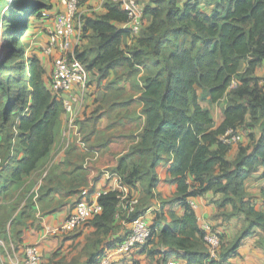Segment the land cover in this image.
Instances as JSON below:
<instances>
[{"label": "trees", "instance_id": "trees-1", "mask_svg": "<svg viewBox=\"0 0 264 264\" xmlns=\"http://www.w3.org/2000/svg\"><path fill=\"white\" fill-rule=\"evenodd\" d=\"M181 1L148 0L143 5L141 31L125 49L122 43L130 36L117 26L127 21L120 2L107 0L102 14L83 18L82 45L74 49V56L86 68L89 84L93 76L101 81L118 67L126 68L129 76L142 72L139 104L143 118L138 127L124 135L112 134L99 146L88 144L84 133L83 140L87 148L99 152L114 143L111 152H103L98 159L108 157L110 171L143 196L130 214L119 208L116 191L98 198L102 211L87 224L93 231L82 264H99L123 241L127 233L113 236L121 227L115 224L116 217L129 223L145 215L151 202L159 198L156 168L170 160L166 181L177 190L167 202L180 207L184 215L170 211L164 216L167 202L158 199L159 210L148 222L150 237L139 248L143 253L150 258L160 254L164 262L182 253L187 264H231L240 240L248 233H241L228 246L220 235L218 256L211 258L196 211L189 205L208 193L222 195L219 207L232 206L226 218L242 213L253 227L261 229L264 248V212L255 210L244 187L247 178L264 168V77L255 76L264 61V0H218L211 15L202 11L200 0H184L180 5ZM48 3L0 0L4 28L0 40V239L7 240L10 233L14 244L34 212L53 194L76 197L74 207L93 193V177L102 170L95 162L84 168L85 156L67 157L61 166L50 165L63 104L48 88L50 71L39 58L25 54L23 39L30 17L41 18ZM233 80L237 86L230 88ZM203 101H224L225 118L219 127H214ZM248 115L250 121L246 122ZM98 118L93 113L84 121L89 135L95 133ZM78 124L81 129L82 123ZM255 126L258 138L252 132ZM230 130L241 136L235 147L222 141ZM233 149L236 155L229 160ZM190 178L194 183H189ZM38 181L41 184L34 200ZM164 249L168 251L162 252ZM40 264L73 263H66L55 251L46 262L41 256Z\"/></svg>", "mask_w": 264, "mask_h": 264}, {"label": "crops", "instance_id": "crops-1", "mask_svg": "<svg viewBox=\"0 0 264 264\" xmlns=\"http://www.w3.org/2000/svg\"><path fill=\"white\" fill-rule=\"evenodd\" d=\"M106 1L107 0H80L82 16L80 21L77 22L76 27L81 34L83 29V18L88 16L95 17L96 15L102 14L104 12L103 5ZM111 1L120 2V0ZM140 1L144 6L148 2V0ZM183 2L184 0L181 1L180 5ZM216 2H218V0H200L199 6L205 14L211 15L214 11ZM48 4L49 8L42 13L41 18L29 25L27 33L23 37L25 43H27L25 54L39 58L43 66L47 69L49 68L48 59L42 56L40 48L47 41L48 31L52 26L51 17L62 9L60 0H49ZM117 26L122 28L123 25ZM81 45L82 41L80 37L78 44H73V49ZM127 45H130L128 40L122 43V48L125 49ZM121 69H123V67H118L116 70L111 71L109 77L101 81H98L96 77L93 76L88 86L75 88V92L79 97V103L75 106V112L78 115L77 123H82V130L80 129V131H83L82 133L87 137L88 144L99 146L100 143H104V140L108 139V136L112 134L115 136L118 134H127L132 127H138V124L143 123V118H140L141 105L139 104V96L142 91V84L139 78L142 72L136 77L129 76L125 68L123 69L124 71L120 73L122 76L125 75V77L118 79L116 83H112L117 77V71ZM255 76L264 77V61L256 70ZM132 79H135L138 84L136 85L135 81ZM45 81L47 80L45 79ZM47 85L53 95L58 99L66 96L65 93L53 91L50 83H47ZM201 105L210 111L214 121V127H219L225 118L223 114L224 101L220 104H210L207 101H203ZM86 106H90L91 108H86ZM134 106H136V110H134ZM93 113L97 114L99 118L97 120L95 133L89 135L90 128L84 121L90 118ZM65 119L66 118L62 116L61 128L50 154V165L55 163V165L61 166L67 157L87 156L77 144L76 137L70 132H66L67 124ZM249 121L250 116L248 115L246 122ZM252 132L255 138H258V126H255ZM135 134L136 132L134 135ZM111 145L116 146L114 143H111ZM111 145L101 147L99 149L100 152L98 151L99 156L103 152H111ZM235 155L236 151L233 149L228 155V159L233 160ZM20 157L21 154H18L17 159H20ZM98 158L91 163H96V161L99 160ZM117 158L118 156H115L114 159ZM170 165L171 160L162 162L156 168L158 179L157 195L159 198L154 199L148 207V210H151L146 214V218L149 222L153 219L154 213L159 210L161 201L158 199L167 202L177 190L175 184L166 181ZM104 168L110 169L109 165L102 167V169ZM59 171L60 169L57 170V172ZM92 176H94V174H92ZM189 183H194V180L190 178ZM113 184L114 183L106 182L104 179H101L94 183V191L109 188V186ZM91 185L93 186V184ZM244 187L255 210L264 212V197L262 195L264 190V168L259 167L256 172L247 178ZM94 191L89 197L84 198H92ZM135 193L138 197L143 196L142 191H140L139 195L138 190ZM220 199H222L221 194L213 193H208L193 199L198 206L196 214L203 234L218 233L224 237L225 246H228L229 243L234 241L241 233H248L247 236L240 240L237 256L231 259V264H264V248L260 245L261 239L263 238L262 230L258 227H253L242 213L226 218L225 215L231 213L233 208L231 205L219 207L217 202L220 201ZM76 200V197H63L58 193L53 194L52 198H50L44 206H41L38 212H34L32 219L27 222V227L23 230L21 239L18 243L14 244L15 241L10 236V233L8 234L7 240L0 239V264H23V249L28 245L36 247L38 253L42 256L44 262H46L57 250L63 238V240H65V238L78 236L80 239L85 234L91 233L93 231L91 225H86L76 229V231H69L66 233L59 232L54 235L45 232L46 227L60 228L64 224ZM163 210L164 216L166 217L170 211H174L179 217L184 215V211L180 207L169 204L168 202ZM38 214L39 217H37ZM115 224L121 225L113 235L116 238L128 233L132 228V222L126 223L117 217ZM67 243L69 244L70 241H67ZM166 251L168 250L164 249L162 252ZM160 258V254L150 258L147 254L143 253L142 250L137 249L129 256L125 257L124 260L128 264H173L175 262L187 264L182 257V253L177 255L173 254L165 262L160 260Z\"/></svg>", "mask_w": 264, "mask_h": 264}, {"label": "built area", "instance_id": "built-area-1", "mask_svg": "<svg viewBox=\"0 0 264 264\" xmlns=\"http://www.w3.org/2000/svg\"><path fill=\"white\" fill-rule=\"evenodd\" d=\"M60 4L62 9L51 17L52 26L48 31L47 41L41 46L40 52L45 59L50 60L49 83L52 90L57 93H65L66 95L60 98L64 109L63 116L66 118V132H70L76 137L77 144L87 155L83 163V167L87 168L90 162L98 158L99 153L98 151L87 148L77 123L78 115L75 112V106L79 103V97L75 92V88L85 87L89 82L87 70L74 56L75 48L73 49V44L77 45L81 37V33L76 27L77 22L80 21L82 16L80 1L60 0ZM120 4L127 15V21L123 24L122 28L129 33L130 39L128 41L130 44L141 31L143 24V5L138 0H120ZM236 86L237 83L233 80L229 87L235 88ZM240 139V135L230 130L222 138V141L231 147H235ZM101 179L114 184L109 186V188L95 190L92 198H84L77 202L60 228L46 227L45 232L54 235L59 232L66 233L74 231L77 228L79 229L87 225L102 211V207L98 203V198L109 191L117 192L119 208L126 211L127 214L134 212V207L138 203V196L135 191L126 186L121 177L110 171V169H102L97 176L93 177L92 184ZM40 184L41 181L33 189L34 200L38 195ZM189 205L194 211L198 208L194 200L189 201ZM150 211L148 210L145 215L137 216L132 220V228L125 235L123 241L114 250L106 253L99 264H128L124 258L144 246L150 237L151 229L146 220V214ZM37 217H39V214ZM204 239L210 257L217 258L222 243L220 234L211 233L205 235ZM23 252V264L41 263V256L36 247L31 245L25 246ZM173 264L183 263L175 262Z\"/></svg>", "mask_w": 264, "mask_h": 264}, {"label": "rangeland", "instance_id": "rangeland-1", "mask_svg": "<svg viewBox=\"0 0 264 264\" xmlns=\"http://www.w3.org/2000/svg\"><path fill=\"white\" fill-rule=\"evenodd\" d=\"M14 1L15 0H8L9 3H12ZM19 1H21V0H19ZM138 2L141 5H143L140 0H138ZM80 11H81V4H80ZM6 14L7 15L10 14V11L6 12ZM81 15H82V11H81ZM36 19H38V18H36L34 16H31L30 19H29V25L31 23H33ZM3 33H4V28L0 24V40H1V38H3L2 37ZM26 48H27V46H26ZM0 57H1V55H0ZM49 61L50 60L48 59V65L50 66V62ZM123 69H125V68L123 67ZM123 69L118 70L117 71V74H116L117 77H119L120 79L125 77V75L122 76V74H120V73H122L124 71ZM48 70L50 71V68H48ZM140 74H141V72H140ZM132 80L135 81L136 85L138 84L135 79H132ZM88 85H89V82L87 83V86ZM86 108H91V107L90 106H86ZM109 162H110V159H108V157H105V158L102 157V159L98 160L95 163L94 166H97L98 169L99 168L101 169L105 165H109L108 164ZM33 178H36V175H34ZM146 220H147V222H149V220L147 218H146ZM90 234L91 233L89 232V233L85 234L84 236H82V238H80V239H79L78 236H75V237H72V238H65V240H63L64 239L63 238L62 241H61V244L58 246V248L56 250V252H58V256L59 257L60 256L63 257L64 258V261L66 263H71L72 262L73 264H82V262L84 260L83 251H84V248H85V246L87 244L88 236ZM67 241H70V243L68 244Z\"/></svg>", "mask_w": 264, "mask_h": 264}, {"label": "clouds", "instance_id": "clouds-1", "mask_svg": "<svg viewBox=\"0 0 264 264\" xmlns=\"http://www.w3.org/2000/svg\"><path fill=\"white\" fill-rule=\"evenodd\" d=\"M39 182V181H38Z\"/></svg>", "mask_w": 264, "mask_h": 264}]
</instances>
